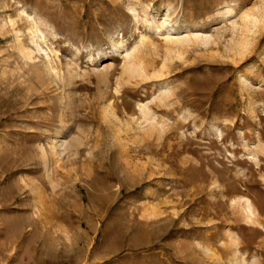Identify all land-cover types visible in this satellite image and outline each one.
<instances>
[{
    "label": "rangeland",
    "instance_id": "374dc122",
    "mask_svg": "<svg viewBox=\"0 0 264 264\" xmlns=\"http://www.w3.org/2000/svg\"><path fill=\"white\" fill-rule=\"evenodd\" d=\"M0 264H264V0H0Z\"/></svg>",
    "mask_w": 264,
    "mask_h": 264
}]
</instances>
